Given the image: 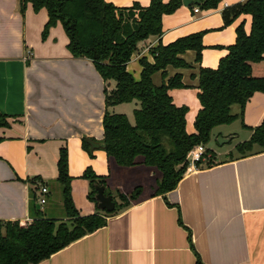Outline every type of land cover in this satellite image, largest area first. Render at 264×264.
<instances>
[{
	"label": "crops",
	"instance_id": "0c3cea01",
	"mask_svg": "<svg viewBox=\"0 0 264 264\" xmlns=\"http://www.w3.org/2000/svg\"><path fill=\"white\" fill-rule=\"evenodd\" d=\"M107 1L119 7L151 2ZM244 1L222 0L216 9L199 11L182 4L163 16V33L141 42L128 63V70L139 80L140 58L147 56L152 62L153 47L203 32L201 63L189 50L183 56L193 67L167 69L168 77L180 72L185 83L194 85L171 90L175 104L189 108V131L194 130L200 109L195 87L199 66L218 67L236 42L237 27L245 17L225 25L224 4L231 7ZM47 21L46 9L36 12L28 4L23 13L20 0H0V112L7 116V125L0 126V221H27L35 209L45 212L38 201L41 182L49 189L46 198L54 197L63 208L57 181L63 147L68 149L73 202L81 215L98 212L89 198L90 182L83 178L88 168L106 176L112 194H130L137 187L141 193L128 207L108 216L104 227L38 264H198L189 236L203 264H264V152L226 157L210 167L191 166L166 195L156 193L162 175L157 168L143 163L121 166L103 148L91 157L83 139L102 142L105 89H113L115 83L106 82L91 59L71 54L60 22L43 38ZM252 73L264 77V59L253 63ZM163 80L162 72L154 74L156 85ZM129 103H134V115L138 105ZM123 104L108 110L125 113L134 123L131 111L118 110ZM233 111L238 113L239 106ZM263 119L264 92L258 91L247 102L242 119L213 129H221L220 136L230 138L227 147L214 150L217 156H227L238 142L249 140L250 128Z\"/></svg>",
	"mask_w": 264,
	"mask_h": 264
},
{
	"label": "trees",
	"instance_id": "16d2710c",
	"mask_svg": "<svg viewBox=\"0 0 264 264\" xmlns=\"http://www.w3.org/2000/svg\"><path fill=\"white\" fill-rule=\"evenodd\" d=\"M221 1L202 0L203 3L196 6L212 10L218 8ZM20 2L23 13L28 4L36 12L47 10L48 21L43 38L47 37L51 27L60 22L69 38L71 54L91 59L104 80L115 83L113 89H105L104 138L98 144L96 139L84 138L83 148L91 157H94L96 149L103 148L121 166L143 163L157 168L162 174L158 180L157 195H166L178 186L190 167L188 154L197 145L203 144L207 150L204 160L196 162L195 166L215 165L216 153L207 147L213 129L242 119L249 99L258 91L264 92V77H256L252 73L253 63L264 59V0H246L224 9L225 25L242 15H249L251 28L247 31L245 20L240 22L236 42L228 47V54L221 58L217 68L199 66L195 87L198 89L200 109L193 131L187 128L188 106L176 105L171 90L194 85L185 83L180 72L168 77L167 69L193 67L183 56L189 50L196 53V63H201L205 48L203 32L178 38L169 44L161 42L153 47L150 52L152 62L147 56L140 58L142 72L139 80L127 68L139 51L141 42L163 33V16L175 12L183 4L182 0H151L148 6L136 2L128 7H119L107 0ZM159 71L164 80L156 85L153 76ZM191 76L195 77L194 74ZM133 101L138 105L134 110V123L125 113L108 110L114 105ZM234 105L239 106L238 113H234ZM6 117L0 112V126L7 125ZM250 129V139L236 146L240 157L264 152V119ZM256 146L258 149H255ZM234 157L229 155L231 159ZM58 170L63 212L68 221L49 217L40 209H35L33 218L27 221H0V264H38L50 258L74 241L104 227L108 216L128 207L141 193L140 187L131 194L117 192L119 202L108 190L106 176L88 168L83 178L90 182L89 198L98 207L95 187L105 184L106 194L114 196L116 208L113 212L98 208V212L84 216L73 202V178L69 173L67 147L60 150ZM189 238L198 264H203L191 236Z\"/></svg>",
	"mask_w": 264,
	"mask_h": 264
},
{
	"label": "rangeland",
	"instance_id": "374dc122",
	"mask_svg": "<svg viewBox=\"0 0 264 264\" xmlns=\"http://www.w3.org/2000/svg\"><path fill=\"white\" fill-rule=\"evenodd\" d=\"M243 16V15H242ZM245 17L243 18V20H245V29L249 26V28H250V16L249 15H244ZM241 17V16H240ZM239 17V18H240ZM238 18V19H239ZM134 66H136V65H134ZM134 103H125V104H123L121 107H119L118 108V110L119 111H122V110H124V111H131V113L129 114L130 115V117H131V119L134 121V115L132 114L133 113V109H134V105H133ZM238 105H234V107L236 108ZM126 108V109H128V110H126V109H124V108ZM219 131H221V129H216L214 132H213V134H212V138H211V141L208 143V147L210 148V149H212V150H215L216 152H218V151H220L224 146H228L229 144L228 143H226V144H224V145H222L221 143H220V137H223V136H220V134L218 133ZM224 138V137H223ZM242 142H244V141H241V142H238L237 144H236V146L238 145V144H240V143H242ZM236 146H235V149H234V151H231L229 154H227V156H221L220 158L217 156V154H216V161H218L219 159H225L226 157H228L229 158V155L231 154V155H233V156H239L240 155V153L238 152V150L236 149ZM139 159L140 160H142V157H139ZM141 164V163H140ZM129 184V183H128ZM60 185V184H59ZM132 185V184H131ZM132 189V187L130 188V190ZM61 191H62V188H61ZM135 191V190H134ZM133 191V192H134ZM133 192H131V193H133ZM130 193V194H131ZM115 196H116V200L117 201H119V202H121V200L118 198V196L116 195V194H114ZM47 200H48V202L46 203V204H44L43 205V208H44V210H45V212H46V214H47V216H49V217H53V218H58V219H61L60 221H63V222H67L68 221V219H67V217H66V214L63 212V208L61 207L62 205H59V200L58 201H55L54 200V197H52L51 199L49 198H47ZM61 204V203H60ZM69 223V222H68ZM69 225H70V223H69Z\"/></svg>",
	"mask_w": 264,
	"mask_h": 264
},
{
	"label": "water",
	"instance_id": "95a60500",
	"mask_svg": "<svg viewBox=\"0 0 264 264\" xmlns=\"http://www.w3.org/2000/svg\"><path fill=\"white\" fill-rule=\"evenodd\" d=\"M182 2L185 6H196L203 3L202 0H182ZM219 139L222 145L230 141V138L220 137ZM95 188V199L98 202V208L102 211L113 212L116 208V202L112 194H106V185H96Z\"/></svg>",
	"mask_w": 264,
	"mask_h": 264
},
{
	"label": "built area",
	"instance_id": "2783aa9c",
	"mask_svg": "<svg viewBox=\"0 0 264 264\" xmlns=\"http://www.w3.org/2000/svg\"><path fill=\"white\" fill-rule=\"evenodd\" d=\"M230 7L229 4L225 3L223 8ZM199 7H195V11H199ZM206 146L203 144L197 145L195 148H193L189 154H188V160L190 162V167L195 166L196 162L200 160H204V154L206 153ZM49 193V189L46 185L40 183V195L38 197V201L40 204L44 205L47 203V194Z\"/></svg>",
	"mask_w": 264,
	"mask_h": 264
}]
</instances>
